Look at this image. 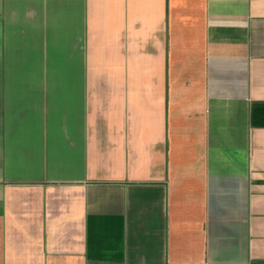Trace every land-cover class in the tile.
I'll return each mask as SVG.
<instances>
[{
	"label": "crops",
	"instance_id": "obj_1",
	"mask_svg": "<svg viewBox=\"0 0 264 264\" xmlns=\"http://www.w3.org/2000/svg\"><path fill=\"white\" fill-rule=\"evenodd\" d=\"M0 264H264V0H0Z\"/></svg>",
	"mask_w": 264,
	"mask_h": 264
}]
</instances>
